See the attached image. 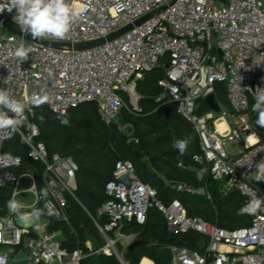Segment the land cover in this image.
Returning a JSON list of instances; mask_svg holds the SVG:
<instances>
[{
    "label": "built area",
    "instance_id": "obj_1",
    "mask_svg": "<svg viewBox=\"0 0 264 264\" xmlns=\"http://www.w3.org/2000/svg\"><path fill=\"white\" fill-rule=\"evenodd\" d=\"M72 2L86 5L88 11L73 24L67 38H39L56 47L12 32L0 34V89L25 104L22 124L15 134L25 146L27 158L41 166L42 190L47 192L39 197L41 190L33 192L35 200L29 211L33 206L41 209L39 220L25 224L13 213L0 216V257L8 264L9 253L26 237L25 264H80L84 258L97 255H114L119 264H128L124 253L137 240V233L121 229L129 222L143 225L148 211L155 207L169 229L192 231L204 238L197 249L170 245L169 264H264V205L255 214H247L249 225L223 228L189 215L179 199H158L156 190L138 178L131 161L123 159L115 163L112 178L105 184L107 199L96 215L86 211L105 245L95 250L86 245V253L80 247L69 252L63 246L65 237L54 225L65 224L71 229L67 208L68 198L79 203L75 196L77 164L71 157L49 154L37 139L40 130L34 121L40 106L62 115L83 102H95L100 120L107 126L117 124L124 107L119 93H126L133 103L138 101L137 82L162 65L163 75L157 80L160 92L154 101L175 104L177 114L196 131L201 150L192 156L197 179L209 177L221 182L219 193L240 194L243 206L264 199V189L253 183L256 164L264 160V141L248 119V114L255 113V96L264 89V0ZM6 4L7 0H0V5ZM16 15L15 10L0 12L2 20L18 25ZM146 15L149 17L136 24ZM127 26L131 27L103 44L75 48L78 43L105 39ZM21 44L33 49L26 61L13 55ZM217 83L225 85L226 105L215 94ZM210 94L219 111L207 106V111L198 113L199 101ZM253 132L256 140L248 143ZM7 139V130L0 131V192L10 190L11 198L29 174L20 171L22 156L4 151ZM238 145L236 153L226 149ZM171 187L211 201L206 184L173 183ZM142 262L143 258L138 264Z\"/></svg>",
    "mask_w": 264,
    "mask_h": 264
},
{
    "label": "trees",
    "instance_id": "obj_2",
    "mask_svg": "<svg viewBox=\"0 0 264 264\" xmlns=\"http://www.w3.org/2000/svg\"><path fill=\"white\" fill-rule=\"evenodd\" d=\"M157 68H162V65H158ZM155 69L143 75L142 88L139 84L136 85L140 95L138 100L140 114L123 109L119 112L123 121V124H119L121 128H118L117 124L105 125L100 120L95 102H83L62 115L53 114L46 108L40 112L43 107L40 106L36 109L34 117L40 130L37 139L45 144L49 154L57 153L63 157H71L76 162L75 196L93 216L107 199L105 184L112 178L116 161L123 159L131 161L138 178L156 190L158 199L162 201L179 199L189 215L200 216L223 228L235 229L249 225L250 217L247 214H238L239 209L243 207L240 194L222 195L211 178L207 177L204 181L197 179V164L192 156L201 153L198 135L192 125L177 114L175 104L160 105L154 101V97L160 92L157 80L163 75L161 72L157 77H151L150 73ZM215 94L222 105L227 104L225 85L217 83ZM205 108L207 111L208 107ZM249 115L256 126L257 113ZM65 117L69 121L67 125L61 123V119ZM125 127H130V134L124 132ZM256 129L260 139L264 141V128L256 126ZM130 138L138 140L140 152H135L128 145ZM15 140V137L8 138L4 151L22 156V169L25 171L34 173L38 170L40 173L41 166L31 162L26 156L25 146L21 143L15 144ZM176 140L187 141V149L183 155L173 147V142ZM164 179L193 186L206 184L211 194V201L200 195L176 192L165 185ZM10 194L11 191L8 189H2L0 192V216L8 211L7 201L10 199ZM67 211L71 229L65 224L54 225L63 231L65 237L63 246L71 250L81 246L85 248L82 245V225L76 219L85 216L93 221L72 198H68ZM121 230L126 233H137V240L140 241V244L125 251L124 258L128 264H138L144 257L156 264H169L170 245L197 249L199 242L204 240L202 236L192 231H171L162 213L155 207L148 211L143 225L129 222L124 224ZM97 259L98 264H119L112 255H97ZM89 260L90 258H84L80 264H88Z\"/></svg>",
    "mask_w": 264,
    "mask_h": 264
},
{
    "label": "clouds",
    "instance_id": "obj_3",
    "mask_svg": "<svg viewBox=\"0 0 264 264\" xmlns=\"http://www.w3.org/2000/svg\"><path fill=\"white\" fill-rule=\"evenodd\" d=\"M5 9L9 13L13 10L16 11L15 22L22 31L31 34L33 38L57 40L66 39L73 24L78 19H82L88 11L86 5L75 6L72 0H7L6 5H0V12H4ZM32 51L31 47L21 44L15 49L13 55L19 58L20 61H26ZM24 109L25 104L22 101L10 97L6 89H0V131L7 130V138H11V135L17 132L21 126ZM252 111L257 113L256 126L264 128V89H261L255 96ZM9 113H12V115ZM61 123L67 125L69 121L65 117L61 119ZM255 134L253 132L250 136ZM257 139H259L258 136ZM173 147L183 155L187 149V141L176 140L173 142ZM253 178L256 181H264V160L256 164ZM25 190L36 192L35 182ZM18 194L19 192L14 189L12 197L7 201L9 212L15 214L25 224L39 220L43 214L42 210L33 206L31 211H22L26 208V205L16 199ZM41 194L46 196V190H41L38 197ZM262 205H264V199L251 200L239 209L238 214H255L261 209ZM0 264H6L5 257H0Z\"/></svg>",
    "mask_w": 264,
    "mask_h": 264
},
{
    "label": "rangeland",
    "instance_id": "obj_4",
    "mask_svg": "<svg viewBox=\"0 0 264 264\" xmlns=\"http://www.w3.org/2000/svg\"><path fill=\"white\" fill-rule=\"evenodd\" d=\"M6 32H9V31H7L6 29L0 27V34L6 33ZM161 72H163V69L162 68H157L153 72L150 73V76L153 77V78L157 77L158 75H160ZM137 84H139V86L141 88L144 86V83L141 80H139L137 82ZM138 92L139 91L136 90L137 94H138ZM119 94L124 99V107L122 108L123 110L131 112V113L140 114L139 112L141 111V108L139 106V101H136V102L133 103V102L130 101L129 96L126 93H119ZM198 106H199L198 113H203L204 111H206L205 107L207 105L204 102V100L199 101ZM45 108H46L45 106L41 107L40 112L42 111V109H45ZM249 116L250 115L248 114V119H250ZM251 122H253V121H251ZM119 124H123L121 115H119V119L117 120V125H119ZM14 137L16 139L15 140V144L19 145V143H21V142H20V139H19L18 135H16L15 133L12 134L11 138H14ZM239 146L240 145H238L237 147H227L226 149L230 153H236L239 150ZM215 184H216L218 192H219V188L221 186V182H215ZM18 198H19L20 202H22L25 205H28V204L32 203V201H33V194H31V193H23L21 195H18ZM79 215L82 216V214H79ZM76 220H77V222L80 225H82V229H83L82 245H83V247H85L86 245H91L92 250H95V249L105 245V242H104L103 238L100 236V234L98 233L97 229L94 228L95 226L93 227V225H94L93 222H91L85 216H82L81 219L80 218L78 219V217H77ZM80 248H82V246ZM118 248H119V246H118ZM66 249L69 252L72 251L71 249H69V247L66 248ZM82 250H83L84 253H86L88 251L87 247L82 248ZM22 256H23L22 254H18L16 259H19V262H22V260H21ZM112 256H114V255H112ZM95 257H97V256H95ZM114 257L117 259L116 256H114ZM10 264H16V263L10 262ZM20 264H23V263H20Z\"/></svg>",
    "mask_w": 264,
    "mask_h": 264
},
{
    "label": "water",
    "instance_id": "obj_5",
    "mask_svg": "<svg viewBox=\"0 0 264 264\" xmlns=\"http://www.w3.org/2000/svg\"><path fill=\"white\" fill-rule=\"evenodd\" d=\"M164 8V7H162ZM149 15H146L145 17L141 18L139 21L136 22V24L140 23L141 21H143L144 19L148 18ZM0 24L2 26V28L6 29L7 31L9 32H12V33H15V34H18L20 36H23L25 39L27 40H30V41H34V42H38L40 44H43V45H46V46H50V47H56L58 46L57 44L55 43H52V42H48V41H45V40H42V39H39V38H33L31 36V34H28L24 31L21 30V28L16 25L15 23H13L12 21L10 20H2L0 18ZM131 26H127L125 28H122L114 33H111L110 35H108L105 39L104 38H101V39H98V40H94V41H88V42H81V43H78L75 45V48L77 49H86V48H91V47H94V46H97V45H100V44H103L105 42V40H111L113 38H115L116 36L120 35L121 33L125 32L126 30H128ZM206 105L211 109L213 110L214 112H218L219 111V105L216 103L215 101V97L213 94H210L208 96L205 97L204 99ZM130 127H125L124 128V132L126 134H130ZM128 145L135 151V152H140V145L139 143L134 139V138H130L128 140ZM253 183L257 186H259L261 189H264V181H256L254 178H253ZM171 231H176L177 229L174 228V227H171L170 228ZM138 244H140V241L139 240H136L134 241L128 249H132L133 247L137 246ZM88 264H98V260L97 259H90L88 261Z\"/></svg>",
    "mask_w": 264,
    "mask_h": 264
},
{
    "label": "crops",
    "instance_id": "obj_6",
    "mask_svg": "<svg viewBox=\"0 0 264 264\" xmlns=\"http://www.w3.org/2000/svg\"><path fill=\"white\" fill-rule=\"evenodd\" d=\"M31 166H33L31 164ZM38 166V164H37ZM179 166H181V163H179ZM34 169V168H33ZM35 170V169H34ZM21 172H26L29 174L28 177L24 178L20 184V187H19V194L18 195H21L23 193H31L33 194V201L32 203L26 205V208L23 209L22 211H29V208L33 205L34 203V200H35V195L33 192L31 191H26L25 189L30 187L31 184L33 182H35L36 184V188L38 191L42 190V179L40 178V175L38 173V170L35 171L34 173L33 172H28V171H25L24 169H20ZM39 175V176H38ZM158 176L162 177L159 173H157ZM165 185H167L168 187L172 188L171 185L173 184V182H170V181H167L165 180ZM174 183H180V182H174ZM18 195L16 196V199L19 201V198H18ZM81 208L86 212V209L82 206V204H80V202L78 203ZM10 213L9 210L7 211L6 214ZM16 218H18L16 215H14ZM19 219V218H18ZM58 231H59V234L61 237L64 236L63 234V231L60 229V227H58ZM26 242H27V238L25 237L24 240H23V243L21 246H19L18 248L15 249V251L13 253H9L8 255V264H10V262H13V263H16V264H20V263H23L25 264L26 262V258H27V250H26ZM18 254H22L23 256L21 257V260L22 262H19V259H16L17 258V255ZM92 259H97V257L95 258H92ZM146 259V260H149V261H152L146 257L143 258V260ZM98 260V259H97Z\"/></svg>",
    "mask_w": 264,
    "mask_h": 264
},
{
    "label": "bare ground",
    "instance_id": "obj_7",
    "mask_svg": "<svg viewBox=\"0 0 264 264\" xmlns=\"http://www.w3.org/2000/svg\"><path fill=\"white\" fill-rule=\"evenodd\" d=\"M255 140H256V137H255L254 135H251V136H249V137L247 138V142H248V143H252V142L255 141ZM142 264H149V261L146 260V259H144L143 262H142Z\"/></svg>",
    "mask_w": 264,
    "mask_h": 264
}]
</instances>
